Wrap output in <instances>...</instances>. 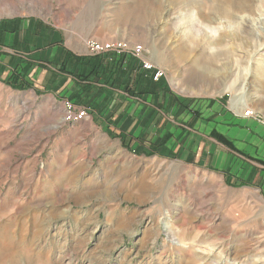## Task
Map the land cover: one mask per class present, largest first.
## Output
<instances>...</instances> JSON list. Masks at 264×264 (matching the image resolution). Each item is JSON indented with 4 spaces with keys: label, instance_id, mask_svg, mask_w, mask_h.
<instances>
[{
    "label": "rangeland",
    "instance_id": "obj_1",
    "mask_svg": "<svg viewBox=\"0 0 264 264\" xmlns=\"http://www.w3.org/2000/svg\"><path fill=\"white\" fill-rule=\"evenodd\" d=\"M11 23L46 47L35 68L65 55L50 67L93 88L75 93L88 105L68 79L41 93L0 79V264H264V173L196 171L167 139L122 135L150 114L176 129L165 104L264 125V0H0ZM91 103L122 121L116 138Z\"/></svg>",
    "mask_w": 264,
    "mask_h": 264
},
{
    "label": "crops",
    "instance_id": "obj_2",
    "mask_svg": "<svg viewBox=\"0 0 264 264\" xmlns=\"http://www.w3.org/2000/svg\"><path fill=\"white\" fill-rule=\"evenodd\" d=\"M13 18V17H12ZM28 26H25L23 23L20 27L17 23L4 24L3 28L0 31V79L6 81L14 69L20 71V73L26 72V77L21 75L23 78L21 81L26 84L32 82V87H34L36 93L43 92L44 88L55 89L59 88L60 85L65 82V79H68L70 82H73V95L76 101L81 102L82 104H88L85 99L75 97L76 92L82 91L83 95L85 92L87 95V88L91 85L87 83H82L80 81H75L72 79V76L59 77L58 72L50 67V64L53 63L56 66L59 62L65 58V55L62 57L58 54V57L52 58L48 64V71H39V69L34 67V60L29 59L36 58V54H40L43 49L40 46H35L33 40L36 37H33L35 31L28 28L30 33H26ZM39 36V35H38ZM31 38V40L26 43V41ZM39 41V39H35ZM5 46V48H3ZM54 53H57V49L61 48L60 45L54 44ZM8 50H7V49ZM6 49V50H5ZM45 54H47L45 50ZM29 56V57H27ZM39 57V55H38ZM60 58V59H59ZM12 70V71H11ZM22 70V71H21ZM22 72V73H23ZM63 79V80H62ZM34 80V81H33ZM72 80V81H71ZM87 87V88H86ZM93 88V86H91ZM85 88V89H84ZM93 115L98 121H106L104 129L107 131L108 135L110 133L112 138L120 133L122 127L120 124L122 121H119L116 118V114L112 115L111 109H107L105 104L95 105L92 104ZM161 105V104H160ZM165 106L170 113H176V117L181 120L183 123H178L176 129L168 128L169 122L166 115L163 113L157 115L154 119L149 116L145 117V123H148L149 127H145L144 132L136 133V129L133 126H129V129L122 135L129 136L132 139V136L136 138L137 141L145 143L147 145V140L149 143H163V139H167V147L169 144H174L176 151H179L178 156L179 160L192 169L196 171H201L204 173H215V171L226 170L233 163L245 162L246 165L250 167V171L246 175L240 177L241 180L248 181L253 178V182L257 183L260 177L263 176L264 166L256 162L257 160L264 161V125L260 124L252 119L240 120V121H224L222 123H216L217 121H207L202 117V114H194V111L190 113L187 110L183 111V106L176 104L174 107L171 105H162ZM196 110L194 107L192 110ZM154 109H150L153 111ZM162 110L160 109L159 112ZM181 113V114H180ZM154 116V115H153ZM116 118V119H115ZM221 120V116L219 117ZM237 122V123H236ZM227 123H229L227 125ZM168 128V129H166ZM153 129V130H151ZM170 130V133L168 132ZM215 130L224 137V141L231 144L232 149L225 146L217 139H215L212 134ZM244 155L251 157V159H246ZM160 158H167L164 154H159ZM246 160V161H244ZM262 168V169H260ZM249 178V179H248ZM236 179V178H235ZM249 180V181H250ZM250 183V182H249Z\"/></svg>",
    "mask_w": 264,
    "mask_h": 264
},
{
    "label": "trees",
    "instance_id": "obj_3",
    "mask_svg": "<svg viewBox=\"0 0 264 264\" xmlns=\"http://www.w3.org/2000/svg\"><path fill=\"white\" fill-rule=\"evenodd\" d=\"M22 79H18V77L16 76H9V78H7L5 82L6 84L14 87L15 89L23 90L28 88L29 86H27L25 82L21 81Z\"/></svg>",
    "mask_w": 264,
    "mask_h": 264
},
{
    "label": "bare ground",
    "instance_id": "obj_4",
    "mask_svg": "<svg viewBox=\"0 0 264 264\" xmlns=\"http://www.w3.org/2000/svg\"><path fill=\"white\" fill-rule=\"evenodd\" d=\"M227 10V9H226ZM210 71V70H209ZM202 88V87H201ZM189 89V88H188ZM244 90V89H243ZM226 91H230V88H224V89H222L220 92L221 93H224V92H226ZM245 94H246V92H245ZM233 98V97H232ZM234 100H235V97H234ZM241 99H239L238 101H240ZM236 104H237V102H236ZM247 104V103H246ZM240 105V104H239ZM246 105L244 104V107H245ZM242 109H243V107H242Z\"/></svg>",
    "mask_w": 264,
    "mask_h": 264
},
{
    "label": "built area",
    "instance_id": "obj_5",
    "mask_svg": "<svg viewBox=\"0 0 264 264\" xmlns=\"http://www.w3.org/2000/svg\"><path fill=\"white\" fill-rule=\"evenodd\" d=\"M159 75V74H158Z\"/></svg>",
    "mask_w": 264,
    "mask_h": 264
}]
</instances>
